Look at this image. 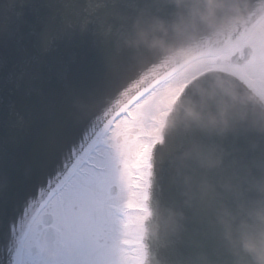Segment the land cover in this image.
Segmentation results:
<instances>
[{
    "label": "snow or ice",
    "instance_id": "1",
    "mask_svg": "<svg viewBox=\"0 0 264 264\" xmlns=\"http://www.w3.org/2000/svg\"><path fill=\"white\" fill-rule=\"evenodd\" d=\"M108 7L0 0V264H145L163 144L151 98L108 93ZM93 59L99 78L83 74Z\"/></svg>",
    "mask_w": 264,
    "mask_h": 264
},
{
    "label": "water",
    "instance_id": "2",
    "mask_svg": "<svg viewBox=\"0 0 264 264\" xmlns=\"http://www.w3.org/2000/svg\"><path fill=\"white\" fill-rule=\"evenodd\" d=\"M256 1L109 0L106 27L121 60L109 95L120 89L128 95L166 71L202 42L211 22L231 12L243 18ZM83 74L99 78L104 69L93 59ZM160 141L148 199L147 264H258L264 105L234 76L206 71L179 95Z\"/></svg>",
    "mask_w": 264,
    "mask_h": 264
},
{
    "label": "flooded vegetation",
    "instance_id": "3",
    "mask_svg": "<svg viewBox=\"0 0 264 264\" xmlns=\"http://www.w3.org/2000/svg\"><path fill=\"white\" fill-rule=\"evenodd\" d=\"M211 47H217L222 50L220 53L221 56H215L213 61L220 62L219 66L222 69L243 78L248 83V86L264 97V13L246 34H244L243 31L233 32L227 38L217 40L215 44H210V48ZM244 48L247 49L244 50ZM245 51L249 53V57L245 63L233 64L232 61L242 58ZM257 51H259L260 57L255 58ZM251 69H253V71H251ZM165 101H168L167 94L153 101L152 106L156 107V105L159 104L160 106L165 105ZM153 124L154 121H151L152 127ZM152 139L149 138V140ZM144 230L146 236V220L144 222ZM145 236L143 239L144 246Z\"/></svg>",
    "mask_w": 264,
    "mask_h": 264
},
{
    "label": "bare ground",
    "instance_id": "4",
    "mask_svg": "<svg viewBox=\"0 0 264 264\" xmlns=\"http://www.w3.org/2000/svg\"><path fill=\"white\" fill-rule=\"evenodd\" d=\"M193 62V61H192ZM200 61H196L193 62L189 65H187L184 69L175 72L166 83L161 84L157 87H155L148 95H152L155 92L159 91L160 89L164 90V89H169L170 87L176 85L177 87H181L191 76L190 71L192 69V66L194 63H199ZM147 95V96H148ZM147 96H145L147 98ZM172 100V98H170V101ZM156 118H159V113L155 114Z\"/></svg>",
    "mask_w": 264,
    "mask_h": 264
},
{
    "label": "rangeland",
    "instance_id": "5",
    "mask_svg": "<svg viewBox=\"0 0 264 264\" xmlns=\"http://www.w3.org/2000/svg\"><path fill=\"white\" fill-rule=\"evenodd\" d=\"M260 51V50H259ZM259 51H257V55H256V57L255 58H258V57H260L259 56ZM212 61V60H211ZM251 67V66H250ZM202 69H204L203 68V62L202 63H196V64H194L193 65V67H192V69H191V71H190V74H191V76H190V78L196 73V72H199V71H201ZM251 71H253V69H251ZM259 76H261L260 74H258ZM178 89H177V87H173L171 90H169L168 92H165V93H161V94H159V96H157V98H159V97H164V94H167L168 95V97L169 96H172V94H174L175 93V91H177ZM167 105H168V103L165 101V105H162V106H159V107H155V106H152L151 105V114H152V112L153 111H157V110H161V109H164L165 107H167Z\"/></svg>",
    "mask_w": 264,
    "mask_h": 264
},
{
    "label": "clouds",
    "instance_id": "6",
    "mask_svg": "<svg viewBox=\"0 0 264 264\" xmlns=\"http://www.w3.org/2000/svg\"><path fill=\"white\" fill-rule=\"evenodd\" d=\"M245 248L249 251H255V248L252 245H245ZM258 264H264V251H261L257 256Z\"/></svg>",
    "mask_w": 264,
    "mask_h": 264
}]
</instances>
